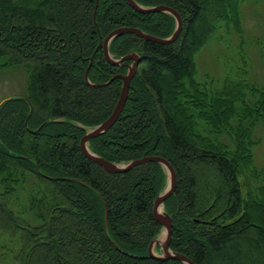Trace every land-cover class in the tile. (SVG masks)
Segmentation results:
<instances>
[{
    "label": "trees",
    "instance_id": "16d2710c",
    "mask_svg": "<svg viewBox=\"0 0 264 264\" xmlns=\"http://www.w3.org/2000/svg\"><path fill=\"white\" fill-rule=\"evenodd\" d=\"M135 1L177 11L182 30L172 44L130 34L112 41L114 59L138 53L140 62L122 115L89 149L117 164L169 161L177 186L164 209L174 253L195 264H264V167L254 159L264 88L247 81L243 52L242 74L222 88L196 78V54L221 29L244 37V0ZM123 27L165 39L176 20L138 13L126 0H0V71L21 67L27 76L25 96L0 105V237L13 244L3 261L183 264L148 253L162 230L153 205L167 186L165 169L148 163L110 174L81 151L123 86L116 79L92 87L86 72L92 84L126 75L132 61L114 66L103 52Z\"/></svg>",
    "mask_w": 264,
    "mask_h": 264
},
{
    "label": "rangeland",
    "instance_id": "374dc122",
    "mask_svg": "<svg viewBox=\"0 0 264 264\" xmlns=\"http://www.w3.org/2000/svg\"><path fill=\"white\" fill-rule=\"evenodd\" d=\"M244 37L235 32L221 29L203 50L195 56L197 80L220 89L227 78L238 79L245 68L241 53L247 61V81L264 88V1L244 0L240 5ZM243 41V43H242ZM242 43V44H241ZM27 76L23 68L16 67L0 71V105L12 98L26 94ZM254 138L260 142L254 147L255 166L264 167V120L256 127ZM6 248H3V247ZM13 248V244L0 237V264H15L11 259L2 260V253ZM162 246L155 248L156 255H162Z\"/></svg>",
    "mask_w": 264,
    "mask_h": 264
},
{
    "label": "water",
    "instance_id": "95a60500",
    "mask_svg": "<svg viewBox=\"0 0 264 264\" xmlns=\"http://www.w3.org/2000/svg\"><path fill=\"white\" fill-rule=\"evenodd\" d=\"M128 6L133 9L134 11L138 13H165L169 14L176 20V29L174 33L169 38H158L154 37L150 34H147L143 32L142 30L138 28L133 27H123L114 30L111 32L104 40L103 42V52L105 55L106 60L108 63L119 66L122 65L126 61H132V64L128 68V72L126 75H116L114 76L110 81L104 84H92L89 81L88 77V71L86 72V82L88 85L92 87H106L110 85L112 82H114L116 79H121L123 81V86L120 94V98L114 108L113 113L111 116L102 124L95 126L93 128H89L86 132V134L82 137L80 141V147L83 155L93 161L94 163L101 166L107 173L110 174H123L131 171L134 167L148 164V163H157L160 164L166 171L168 175V182L165 189L157 196L156 200L154 201L153 205V217L155 221L162 227L161 233L164 232V240L161 241L159 238L154 240L149 248V258L156 260V261H179L183 264H195L191 259L188 257L174 253L171 250V239H172V233H173V221L171 216L165 211L164 205L165 202L174 194L176 186H177V176L174 168L172 165L163 157L159 156H153V157H143L138 160H134L128 163H113L105 160L104 158L96 155L89 149V143L92 139L98 138L104 134H106L118 121L119 117L122 115V112L124 110V107L128 101L129 97V91H130V84L132 79L137 73V68L139 66L140 62V55L138 53H130L121 59H114L113 56L110 53V45L112 41L122 35L130 34V35H136L137 37L155 42L160 44H172L174 43L182 30L183 22L179 15V13L173 9H171L168 6L159 5L155 7H145L140 4H138L135 0H126ZM92 64V59L90 60ZM90 68V67H89ZM4 103V102H3ZM1 103V104H3ZM160 245L162 246V255H156L155 254V248Z\"/></svg>",
    "mask_w": 264,
    "mask_h": 264
},
{
    "label": "bare ground",
    "instance_id": "6f19581e",
    "mask_svg": "<svg viewBox=\"0 0 264 264\" xmlns=\"http://www.w3.org/2000/svg\"><path fill=\"white\" fill-rule=\"evenodd\" d=\"M164 236H165V234H164V232H162L160 235H159V239L161 240V241H163L164 240Z\"/></svg>",
    "mask_w": 264,
    "mask_h": 264
}]
</instances>
